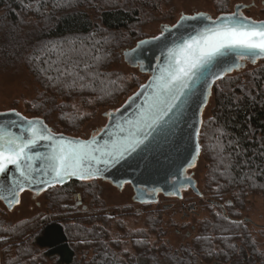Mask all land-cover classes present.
I'll return each mask as SVG.
<instances>
[{"label":"trees","instance_id":"trees-1","mask_svg":"<svg viewBox=\"0 0 264 264\" xmlns=\"http://www.w3.org/2000/svg\"><path fill=\"white\" fill-rule=\"evenodd\" d=\"M161 1L0 0V11L7 12L0 21V50L11 60L26 65L38 82L52 91L50 97L43 94L45 97L42 101L33 104L37 108L36 113L46 123L56 108L61 109L58 98L69 102L81 99L93 110L112 109L129 95L131 88L122 73L110 72L111 66L120 61L121 52L128 46L142 40L141 34L134 33L133 29L143 18L149 17ZM148 9L152 11L148 13ZM58 45H63L65 51L75 48L87 52L83 56L69 52L71 60L68 63L77 61V71L85 76V80L74 88L66 86L71 82V77L67 81L54 83L48 76H57L58 73L42 71L50 65L62 67L55 64L57 53L50 51ZM85 65L89 66L88 73L82 71ZM250 74L253 77L251 86L242 85L241 77H225L215 84L212 116L204 123L199 135L200 156L207 168V187L216 186L221 192L233 189L240 201L246 194L264 190V60ZM224 84L228 87L221 86ZM71 113L75 120L79 119L75 112ZM71 113L64 111L63 115ZM83 184L73 181L67 185L72 188L71 196L84 187L83 191L90 194L93 203H98L100 188H86ZM55 198L52 201L57 207L59 199ZM55 211L64 209L57 207ZM222 216L226 224H241L229 215ZM71 217L66 220L60 216L59 219H49L38 225L35 219L16 225L0 219V239L5 245L19 244L16 246L29 249L28 257L44 251V255L54 259L56 264H77L78 247L74 244L77 240L76 244L83 248L85 258L92 253V264H161V260L190 264L195 262L194 257L203 255L199 253L201 246L207 251L211 247L210 235L203 232L199 242L186 252V258H180L177 253L162 252L164 258L159 259L146 245L139 247L133 257L125 258L114 249L117 242L111 240L108 234L107 226L112 219L84 217L81 214ZM27 227H34L29 237H25ZM214 229L213 235L218 233L217 227L214 226ZM77 235L80 237L77 238ZM246 245L245 242L241 246L229 245L224 250L215 251V257L227 260V264H232L234 257L241 264H264V259L259 258L252 249L249 251Z\"/></svg>","mask_w":264,"mask_h":264},{"label":"rangeland","instance_id":"rangeland-1","mask_svg":"<svg viewBox=\"0 0 264 264\" xmlns=\"http://www.w3.org/2000/svg\"><path fill=\"white\" fill-rule=\"evenodd\" d=\"M264 0H162L161 4L153 10L148 9L150 16L140 22L134 33L139 32L143 40L147 38H154L160 35L161 26L163 25H174L182 15H193L197 13H208L212 17L216 18L223 14L233 13L237 5H248L246 10L243 12L245 17L254 19L256 21H264ZM7 15L6 10L0 11V21ZM27 21V20H26ZM35 21V20H32ZM28 22V21H27ZM29 23V22H28ZM21 27L25 29V26ZM141 41V40H140ZM133 44H137L133 43ZM1 47V44H0ZM135 47L132 45L128 46L127 49ZM125 49L124 51H126ZM123 51V52H124ZM123 52H121V59L111 66L110 72L122 73L127 78L129 87L131 88L128 96L123 98L115 108L112 109H97L93 110L90 105H86L80 99H76L69 102L66 99H60L58 107L53 111L52 117L49 119L47 125L53 128L58 134H64L66 136H72L82 139L90 138L92 135L97 134L107 124V119L104 117V113L109 110H114L120 107L131 95L139 90L147 80L148 76L141 74L138 69L129 67L123 59ZM17 60H11L6 56L5 52L0 50V113L17 111L21 115L31 118H41L36 113L37 108L33 106L34 102L39 104L42 100L43 94L46 97H50L53 93L49 91L38 82L37 77L28 69L23 63H17ZM263 61V60H261ZM257 63L256 66H248L245 70L240 73H234L227 77H241L242 85L251 86L252 79L251 72L257 69L261 63ZM243 79V80H242ZM226 86L228 85H221ZM220 86V87H221ZM228 89H226L227 91ZM214 92V90H213ZM212 92V93H213ZM67 102V105L63 106ZM215 105V94L213 93L212 98L209 102L208 107L205 109L203 114V125L207 122L211 116ZM64 111L71 113L75 112L77 118H73V114L67 116L63 115ZM203 127V126H202ZM205 160L201 158L196 167L190 171L197 181L198 188L204 196V199L197 198L199 203H203V207L197 208L195 211H190L192 215L183 218L182 212L177 209L164 210L161 209L159 214L152 215H133L130 217L112 219L107 226V231L110 239L116 241L117 246L115 250H118L119 255H124L125 258L133 257L137 254L139 247L146 245L149 251L155 253L159 259L164 258L162 252L172 255L178 254L180 258H186V252L192 249L203 232L205 235H210V250L203 248L199 249V257H194L195 262L190 264H227V260H220L215 257V253L221 249H226L227 246L232 247L234 244L241 246L244 242L247 244L249 251H255L257 256L264 259V190L262 192H252L246 194L242 199L239 200L236 192L233 189L227 191H220L215 186L214 188L207 187V168ZM83 185L90 187H103L104 194L101 192L100 198L105 202L106 209L113 211L117 208H123L125 205L131 202L130 195L133 194L132 190L125 189L122 193L112 188L108 184L101 183V181L85 182ZM84 189V187H82ZM63 191H55L53 198L59 199V205L61 210L63 208L62 202H65V195ZM82 191V190H80ZM78 192V191H77ZM190 196V195H189ZM192 198V196H190ZM27 197H24L26 200ZM219 202L226 205L227 202H231L232 206L227 209V216L235 219L241 224H226L223 219L222 211L217 206L208 204V200ZM86 204L89 205L91 213H96V209L99 208L98 204L91 202L90 198H84ZM72 213L71 216H76L80 213L81 208H77L73 197L70 199ZM176 200H167L165 205L172 206ZM197 202V203H198ZM28 211H20L21 208H17L13 212H7L4 205L0 203V219L3 218L14 225L31 220L35 213L31 211V205L34 203L27 200ZM56 207V208H57ZM5 211V212H4ZM57 218L59 213L63 211H55ZM64 216L61 214V217ZM65 217V216H64ZM58 218V219H59ZM244 219H250L251 223H245ZM224 223L227 225H224ZM217 227V234L213 235ZM194 227V230L192 228ZM34 228V227H32ZM27 227L25 231V237H29L32 230ZM213 230V231H212ZM234 235L231 234L233 232ZM225 235H224V233ZM188 233H191V237H188ZM223 234V235H222ZM80 237L79 235L76 236ZM24 238V237H23ZM136 241V242H135ZM140 241V242H139ZM74 243L77 248L78 258L77 264H92L90 261L92 253H88L85 258L83 248ZM208 243V244H209ZM5 245L4 242L0 241V264H56L54 259L48 258L44 255V251L34 256V253L29 257L27 256V250L22 247H17L19 244ZM17 245V246H16ZM83 247V246H82ZM31 251V250H30ZM83 251V252H82ZM185 251V252H184ZM194 252V250H192ZM214 251V252H213ZM216 251V252H215ZM195 254V253H194ZM214 255V256H213ZM43 259H40L41 258ZM232 260V259H231ZM161 264H173L172 261L161 260ZM232 264H241L239 259L234 257ZM259 264H262L261 262Z\"/></svg>","mask_w":264,"mask_h":264},{"label":"snow or ice","instance_id":"snow-or-ice-1","mask_svg":"<svg viewBox=\"0 0 264 264\" xmlns=\"http://www.w3.org/2000/svg\"><path fill=\"white\" fill-rule=\"evenodd\" d=\"M237 8L236 13L222 16L215 21L203 13L181 17V24L176 27L197 19L211 23L182 44L168 49L163 67H160L149 84L141 89V92L147 90L148 95L143 104L138 106L134 118L117 124L119 131L116 133L105 130L113 137L110 141L100 144L95 136L86 142L66 141L62 136L56 137L42 121L26 120L20 116V113L13 111V115L25 121L26 127L23 131L27 135H17L9 130L8 125L15 126L17 121L0 124V177L9 171V165H13L22 180H15L8 189L0 185V199L6 200L9 205L19 204L18 196L24 191V181L28 184L43 183L52 186L72 176L93 179L102 172L101 164L115 165L133 154L147 151L168 127L181 105L187 102L193 86L201 81L204 70L217 57L235 53L240 59H250L253 63L257 59L264 58V22L258 23L241 16L239 12L241 6L238 5ZM153 39L159 40L161 37ZM150 42L141 41V45ZM50 51L57 53L55 64L62 65V67L50 65L48 69H42L45 73L53 71L58 73L57 76L49 75L50 81L60 83L71 77V82L66 86L74 88L85 80V76L77 71L79 63L72 61L69 64L68 60H71L69 52L81 56L87 55V52L75 48L65 51L63 45L54 46ZM64 57L68 59L65 60ZM236 67L240 65L237 64ZM88 69L89 66L85 65L82 71L88 73ZM216 79H219V76ZM0 115L4 114L0 113ZM41 141L50 142V152L34 151ZM37 160H43L46 165L41 169L40 177L35 175ZM194 163L193 157L189 166H194ZM49 173L50 178L44 179L43 177L49 176ZM186 179L191 182L190 177Z\"/></svg>","mask_w":264,"mask_h":264},{"label":"water","instance_id":"water-1","mask_svg":"<svg viewBox=\"0 0 264 264\" xmlns=\"http://www.w3.org/2000/svg\"><path fill=\"white\" fill-rule=\"evenodd\" d=\"M237 6L233 13L238 11ZM239 6H241L239 9L240 15L245 17L242 11L245 10L247 6ZM233 13L223 14L216 18L208 13L203 14L211 17V19L215 21L219 20L222 16L232 15ZM198 14L200 13L182 16L191 17L197 16ZM248 19L256 21L251 18ZM256 22L259 23L260 21ZM210 23L211 21L197 19L189 20L183 23L180 27H176V25L181 24L180 18L174 25H163L160 29V35L157 36L161 37V39H143L141 41H151L144 45H141V41L137 42V44L134 45L135 47L123 52L124 62L129 67L138 69L141 74L147 75L148 80L144 85H148L153 79V76L159 72V68L163 67L167 59L168 49L173 48L178 44H182L191 36L196 35L198 31H202L206 26L210 25ZM166 29H171V31H166ZM261 60H264V58L257 59L256 62L253 63L250 59H240L235 53H228L224 56L217 57V59L204 70L201 81L193 86V91L187 98V102L181 105L180 110L172 117L168 127L158 136L157 140L147 151L133 154L127 159H122L115 165L105 166L101 164L100 168L102 169V172L93 179H80L76 176H72L65 179L63 182L54 183L52 186L43 183L28 184L27 181H24V191L41 193L54 186L62 187L73 181H76L77 183V181L86 182L103 180L110 182L119 189L124 185L130 184L137 198L146 197L145 199H139V203H154L157 201V194L180 199L182 191L187 189L193 190L198 197H202L197 181H195L192 174L188 176V171L194 169L200 159L201 147L199 143V135L203 126V114L212 98L213 88L217 82L225 77L234 73H240L248 66H256ZM237 64L240 65V67H236ZM217 76H219V79H216ZM143 86L131 95L120 107L104 113V117L107 119V124L100 130V132L87 139L58 134L53 128L47 125L44 119H29L21 114L20 116L26 118V120L42 121L52 130L56 137L62 136L66 141L86 142L90 141L95 136L99 143L103 144L105 141H110L113 138L105 132L106 129L110 132L116 133L119 131L116 127L117 124L134 118L138 106L143 104L145 97L148 95L147 90L141 92ZM2 113L4 115H0V124H5L8 121H17V125L15 126L8 125L9 130L17 135H27L23 131L26 127L24 120L13 115V111ZM197 132H199V135H197ZM34 151L40 153L50 152V142L41 141ZM193 157L195 158V163L194 166L190 167L189 165L192 164ZM45 167L46 165L43 160L35 161V175L40 177L42 175L41 169H44ZM50 175L51 174L49 173V176L43 178L48 179L50 178ZM188 177L191 178V182L186 179ZM15 180H22V178L15 170V167L9 165V171L3 177H0V185H3L4 189H8L12 187ZM24 191L20 192V194ZM0 202L6 205L9 209H12L17 205H9L4 199H0ZM208 202L221 207L223 214L227 216L224 204L212 200H209ZM197 205V202L191 203L189 205V211L197 210ZM171 208V206H165L164 210H169ZM140 212L141 210L137 211V213ZM244 222L249 223L251 220L244 219Z\"/></svg>","mask_w":264,"mask_h":264},{"label":"flooded vegetation","instance_id":"flooded-vegetation-1","mask_svg":"<svg viewBox=\"0 0 264 264\" xmlns=\"http://www.w3.org/2000/svg\"><path fill=\"white\" fill-rule=\"evenodd\" d=\"M262 4L264 5V2ZM245 10H243L242 13ZM191 174L192 173L188 172V176H190ZM95 181H101V180L86 181V182L88 183V182H95ZM79 182L85 183L84 181H79ZM101 183L110 185L112 188L116 189L120 193H122L125 189L126 190L127 189L132 190L133 194L130 195L131 196L130 197L131 202L128 203L127 205H125L123 208H117L113 211H109L106 209L105 202L103 201V199L100 198L101 193L104 194V189H103V187H101L100 188L101 193L98 194L99 202L96 203L99 205L98 206L99 208L96 209L97 210L96 213L92 214L91 210L89 208V205L85 203L84 198H90L91 202L93 201V199L91 198L89 193L83 191V188H81L82 191L75 192L72 195V197H73V200H74L76 207L81 208L80 213L82 216H84V217L98 216L99 219H102V218L116 219V218L130 217L133 215H152V214L157 215L160 213L161 209H163L165 206H167V205H165L167 200L174 199V200H176V202L174 204H172L171 207L173 209L178 208V210L182 212L183 218H188L187 216L192 215V213H190V211H189V205L193 202H198L197 198L204 199L203 194H202V197H198L193 190L187 189V190L182 191L180 199L174 198V197H166L165 195H162V194H157V201L156 202H154V203H151V202L139 203L138 202L139 199H145L146 197L144 196L142 198H137V196H135L136 194H135V192H134V190L130 184L124 185L121 189H119L118 187H115V185H112L110 182L102 180ZM67 185H70V183ZM67 185H64L62 187L54 186V187H52V188H50L44 192H41V193L24 191L19 196L20 203L17 204L12 209H9L2 202H0V203H2L4 205V208L7 212H13L17 208H21L20 211H22V210L25 211L27 209L26 208L27 203H25V202L27 200L32 201V203H34V205L33 206L31 205V207H29V208H31V211H34L36 213L31 220L35 219L36 222H39V223H37V225H38V224H40V222L42 223V221H48L49 219L50 220L52 219V221H53L57 218L58 215L55 212L56 206L54 205V202L52 201L53 195H54L56 190L57 191L65 190L64 191L65 192L64 197H65V195L66 196L69 195V196L65 197V202L62 203L64 211L59 213V216H61V214H63L65 216L64 219L70 220V219H72V217H71L72 211H70V210H72V207L70 205L71 204L70 199H71V189L72 188L68 187ZM85 187L87 188V186H85ZM189 195L192 196V198ZM24 197H27L26 200L24 199ZM207 200L209 201L210 199H207ZM208 204H210L212 206H217V205H213L209 202H208ZM202 205H203V203L201 204L198 202L197 208L200 209L201 207L204 206V205L203 206ZM231 205H232V203L230 201L226 203V205H225L226 213H227L226 206L229 207ZM217 207H219V206H217ZM219 209L222 211L221 207H219ZM138 210H141V212L137 213ZM26 211H28V210H26ZM222 214H223V211H222ZM1 219H3V222L4 221L7 222L4 219V216ZM249 223H251V222H249ZM193 230H194V227L192 228L191 231H193ZM187 236L191 237V233H188ZM1 240L2 239H0V241Z\"/></svg>","mask_w":264,"mask_h":264}]
</instances>
